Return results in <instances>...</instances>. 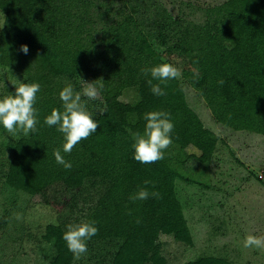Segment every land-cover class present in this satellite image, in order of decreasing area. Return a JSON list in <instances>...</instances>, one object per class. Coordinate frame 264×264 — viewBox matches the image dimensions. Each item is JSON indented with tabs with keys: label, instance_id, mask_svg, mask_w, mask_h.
<instances>
[{
	"label": "trees",
	"instance_id": "trees-1",
	"mask_svg": "<svg viewBox=\"0 0 264 264\" xmlns=\"http://www.w3.org/2000/svg\"><path fill=\"white\" fill-rule=\"evenodd\" d=\"M0 13V68L41 86L34 104L38 131L0 141V193L12 207L21 192L55 210L56 221L37 226L39 241L53 246L48 264H169L161 235L194 243L176 191L177 180L195 182L181 170L189 161L184 151H197L204 171L220 140L187 102L183 81L222 125L264 134V0H226L206 8L201 21L172 14L157 0H0ZM161 63L181 69L182 77L161 84L166 95L156 96L142 69ZM79 78L103 80L100 97L83 101L99 125L64 153L63 134L44 119L53 109L63 111L59 92L68 84L74 89ZM126 89L135 98L114 105ZM150 111L170 113L173 143L162 160L143 164L133 158V133L143 132ZM54 149L70 170L55 162ZM141 188L160 197L131 199ZM91 221L98 233L76 259L63 234ZM183 264L235 263L209 254Z\"/></svg>",
	"mask_w": 264,
	"mask_h": 264
},
{
	"label": "rangeland",
	"instance_id": "rangeland-1",
	"mask_svg": "<svg viewBox=\"0 0 264 264\" xmlns=\"http://www.w3.org/2000/svg\"><path fill=\"white\" fill-rule=\"evenodd\" d=\"M157 1L172 14L181 13L186 19L201 21L206 8L226 0ZM99 36L96 32L95 37ZM19 83L21 79L17 74L10 75L8 70L0 68V99L14 94ZM183 85L189 105L203 125L220 140L204 171L196 162L199 153L190 148L184 151L189 161L181 170L195 182L177 180L176 191L194 243L186 246L171 236L161 235L163 253L169 264H183L209 254L226 256L235 264H264V249L243 247L248 235L264 237V134L222 125L214 119L197 90L184 81ZM74 91L81 92L82 85L79 83ZM134 98L135 91L126 89L113 103L120 106ZM86 99L82 95V101ZM7 138L11 136L4 129L0 132V141ZM14 197L16 205L12 207L0 193V219L8 213L5 231L0 232V264H48L53 246L39 241L37 226L56 221L55 210L33 204L30 197L21 192ZM17 214L22 218L17 220ZM25 225L33 230L32 236L25 235Z\"/></svg>",
	"mask_w": 264,
	"mask_h": 264
},
{
	"label": "clouds",
	"instance_id": "clouds-1",
	"mask_svg": "<svg viewBox=\"0 0 264 264\" xmlns=\"http://www.w3.org/2000/svg\"><path fill=\"white\" fill-rule=\"evenodd\" d=\"M4 25V24H3ZM0 25V28L3 27ZM20 51L27 54L29 49L26 45L20 46ZM145 75L150 74L148 80L151 85V91L156 96H164L166 92L161 88V84L167 86V82L182 77L181 69L170 63H161L151 68L142 69ZM194 76L199 79L198 69H193ZM152 80L160 83L153 84ZM82 85V91H74L73 86L68 84L59 92V99L63 104V111L53 109L44 119V124L49 127H56V130L63 134L64 143L62 151L71 153L73 148L82 140L87 139L97 131L99 123L93 119L92 114L86 110L83 97L88 100H96L100 97L103 89V80L97 79L95 82H86L79 78ZM219 83H223L220 81ZM39 83H19L15 87V93L0 99V126L11 137L19 139L21 136H28L30 133L38 131L37 109L34 104L37 100V93L40 92ZM106 104L98 111L102 114L106 111ZM146 121L143 132L133 133L134 149L133 158L143 164L155 163L164 158V151L168 149L173 141L171 133L174 124L171 121L170 113L165 111H150L144 114ZM53 156L55 162L62 165L65 169L70 170L72 164L66 161L61 154V149H54ZM145 185L152 184L151 181L145 180ZM159 198V192H149L147 188H141L131 199L146 200L149 196ZM22 217L17 214L16 219ZM95 221L83 222L69 225L67 231L63 234V240L66 242L68 250L79 259L86 254L87 241L98 233V228L94 226ZM245 249H264V237L248 235L244 242Z\"/></svg>",
	"mask_w": 264,
	"mask_h": 264
}]
</instances>
